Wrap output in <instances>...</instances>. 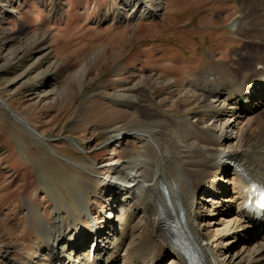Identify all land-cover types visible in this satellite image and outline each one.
<instances>
[{
    "label": "rangeland",
    "instance_id": "1",
    "mask_svg": "<svg viewBox=\"0 0 264 264\" xmlns=\"http://www.w3.org/2000/svg\"><path fill=\"white\" fill-rule=\"evenodd\" d=\"M143 2L157 9L153 17L120 19L121 0H0V228L10 210L11 218L20 217L12 238L0 229V264L32 257L35 219L52 214L54 198L68 202L77 191L86 193L93 213L84 217V226L102 225L97 232L105 229L110 236L109 224L116 218L113 194L91 181L86 168L143 154L141 133L130 127L151 110L172 119L185 114L183 123L196 124L186 113L202 101L197 93L192 96V84L202 82L215 61L230 62L243 45L234 33L240 0ZM108 10L118 14L115 21H103ZM83 69L77 81L75 73ZM120 92H133L139 109L115 100ZM261 94L248 104L252 118L264 117V107L256 108L264 101ZM200 111L206 114L207 107ZM119 126L126 132L108 131ZM202 126L212 124L205 120ZM256 126L251 123L248 139ZM237 131L235 126L229 134ZM177 140L168 135L165 143L176 145ZM221 179L226 177L221 174ZM212 184L206 182V189L196 193V209L210 218L200 222L202 227L221 209L222 196L208 192ZM28 204L34 211L30 218ZM217 228L222 225L206 231L212 235ZM239 238L232 251L246 258L250 250L243 246L244 235ZM94 241L91 237L85 249Z\"/></svg>",
    "mask_w": 264,
    "mask_h": 264
},
{
    "label": "bare ground",
    "instance_id": "2",
    "mask_svg": "<svg viewBox=\"0 0 264 264\" xmlns=\"http://www.w3.org/2000/svg\"><path fill=\"white\" fill-rule=\"evenodd\" d=\"M240 2L234 33L243 45L231 55L230 62L215 61L202 82L192 84V96L197 93L202 101L186 113L197 123H183L185 114L174 120L164 111L151 110L142 123L130 127L141 133L143 154L86 168L91 181H99L113 194L110 205L116 218L109 224L110 236L105 229L97 232L102 225L97 227L92 222L89 228L84 226V217L93 214L85 192L77 191L68 202L53 197L52 214L35 219L38 234L34 235L33 256L18 264H187L180 251L184 242L193 247L202 264H263L264 233L260 231L264 230V214L253 213L247 201L253 199L255 188L264 187V117H250L254 110L247 107L253 94L261 96L264 92V0ZM121 4L120 19L157 13L143 0H121ZM117 17L108 10L103 21L113 22ZM84 72L75 73L77 81L83 79ZM115 98L129 108L141 106L133 92H120ZM204 107L206 114L200 111ZM263 107L264 101L256 105L257 109ZM205 120L212 127H203ZM251 123L257 126L248 139ZM235 126L236 134H229ZM108 131L117 135L126 132L120 126ZM168 135L178 139L176 145L165 143ZM182 136L184 140H180ZM232 139L237 140L235 145ZM101 171L105 175L98 177ZM206 182L215 183L208 191L210 195L216 193L223 199L216 219L202 227L200 222L210 218L196 209L200 203L196 193L206 189ZM33 213L28 204L26 214L30 218ZM11 214L12 210L0 228L10 238L20 219L11 218ZM218 225L222 228L212 235L207 233ZM241 234L243 246L250 250L246 258L232 251L241 242ZM91 237L95 241L85 249Z\"/></svg>",
    "mask_w": 264,
    "mask_h": 264
},
{
    "label": "water",
    "instance_id": "3",
    "mask_svg": "<svg viewBox=\"0 0 264 264\" xmlns=\"http://www.w3.org/2000/svg\"><path fill=\"white\" fill-rule=\"evenodd\" d=\"M14 114V117H18V119H21V118H19V116L17 115V114H15V113H13ZM12 114V115H13ZM21 121H23V123L25 122V120H23V119H21ZM30 128V127H29ZM31 130H32V128H30ZM35 131V130H34ZM36 132V131H35Z\"/></svg>",
    "mask_w": 264,
    "mask_h": 264
}]
</instances>
